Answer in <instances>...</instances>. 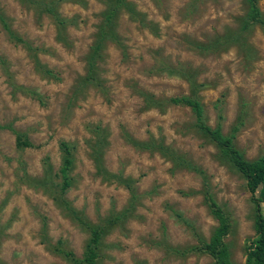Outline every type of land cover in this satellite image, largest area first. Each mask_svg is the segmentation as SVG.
Masks as SVG:
<instances>
[{
  "label": "rangeland",
  "instance_id": "obj_1",
  "mask_svg": "<svg viewBox=\"0 0 264 264\" xmlns=\"http://www.w3.org/2000/svg\"><path fill=\"white\" fill-rule=\"evenodd\" d=\"M115 2L0 0V126L30 144L0 130V264H71L61 252L82 258L83 224L101 232L92 264H213L196 249L216 226L205 194L228 221L230 262L243 264L244 181L167 101L191 97L203 125L236 128L243 159L264 154V0L261 23L244 0H124L106 19ZM60 142L72 161L63 192Z\"/></svg>",
  "mask_w": 264,
  "mask_h": 264
},
{
  "label": "trees",
  "instance_id": "obj_2",
  "mask_svg": "<svg viewBox=\"0 0 264 264\" xmlns=\"http://www.w3.org/2000/svg\"><path fill=\"white\" fill-rule=\"evenodd\" d=\"M248 6L247 20L252 23H261L258 19L259 14L256 7V0H244ZM125 7L124 0H116L113 10L106 16L109 19L115 13L117 7ZM128 9V8H127ZM132 14L133 12L128 9ZM13 39L19 41L17 38ZM169 104L183 106L193 114L198 127L208 136L222 156L231 164V166L240 174L244 181L245 189L250 195L253 205V236L245 242L244 245V262L243 264H264V154L255 160L247 161L233 147L232 139L236 128H232L231 133L226 136L221 133L218 126L214 128L207 127L201 123V108L198 102L191 97H175L167 101ZM0 130H8L14 136L15 146L17 148L29 147L27 139L19 132L13 130L10 126H0ZM137 147L148 151H157L164 156L170 157L175 162L184 161L177 158L169 149L162 145L153 144H136ZM59 151L61 152V165L59 168L60 191L63 192L69 187L68 173L71 167V153L67 144L60 142ZM186 165V164H185ZM133 197V194H131ZM204 201L207 209L216 226L213 229L207 242L202 243L196 249L210 256L213 264H232L229 260L227 247L223 242L224 237L229 232V224L225 215L216 206L212 199L205 194ZM89 233L88 241L85 245L83 256L77 260L69 252H61L65 258H69L71 264H92L97 256L96 249L100 238V229L97 227L83 224Z\"/></svg>",
  "mask_w": 264,
  "mask_h": 264
}]
</instances>
